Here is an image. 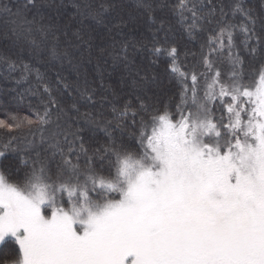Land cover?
I'll return each mask as SVG.
<instances>
[{
  "label": "snow or ice",
  "instance_id": "6c2138e0",
  "mask_svg": "<svg viewBox=\"0 0 264 264\" xmlns=\"http://www.w3.org/2000/svg\"><path fill=\"white\" fill-rule=\"evenodd\" d=\"M74 6L104 27L120 11L116 0ZM53 7L59 13L56 0H0V35L48 67L58 62L56 90L71 98L64 107L39 69L0 56L22 80L34 72L48 95L35 119H0L9 133L28 129L0 143V264H264V0H176L177 23L190 39L204 37L184 54L195 63L181 61L163 20V42L154 34L150 48L138 46L168 58L177 99L148 103V78L137 73L135 99L112 104L110 116L92 110L70 24L41 12ZM136 7L154 25L169 5ZM71 35L86 43L80 29ZM130 47L108 54L127 65Z\"/></svg>",
  "mask_w": 264,
  "mask_h": 264
},
{
  "label": "trees",
  "instance_id": "16d2710c",
  "mask_svg": "<svg viewBox=\"0 0 264 264\" xmlns=\"http://www.w3.org/2000/svg\"><path fill=\"white\" fill-rule=\"evenodd\" d=\"M7 2V0H5ZM83 0H56L57 5H61L59 13L55 7L42 8L41 12L46 17H54L60 19L62 24H70L68 28L69 39L74 43L79 44V52L82 58V67L80 69L79 84L83 86V81H88V86L95 90V107L93 111L99 110L110 116L111 105H120L126 100L135 97L131 95L133 91V80L139 79L137 73L141 77L146 76L149 81V91L146 101L150 104H165L177 99L178 85L176 81L171 79L167 71L169 63L168 58H154L151 52L147 49H140L139 43H144L151 47L152 37L155 34L161 42L165 39L164 32H156L160 21H164L165 29H171L167 33V40L170 44H175L181 55L180 59L191 67L195 63V59L189 54L198 52L200 43L204 37H197L192 40L187 33L177 23V18L172 12V7L176 0H162L169 5V8L157 10L154 14L157 23L151 24L142 11L136 7V0H116L120 5L119 14L112 12L108 15L107 27L96 25L91 19H84L76 15V3H82ZM16 3V0H13ZM260 0H247V6L257 7ZM35 10H33L34 12ZM31 15V13H30ZM83 20V24L80 21ZM123 22L124 27L116 29L113 27L116 24ZM239 22V21H236ZM109 28L112 29L109 32ZM77 29L81 30V35L86 43L75 41L72 33ZM64 37H61L63 41ZM136 42L137 48H129V61L125 63L114 62L112 56L108 53L118 51L124 43ZM91 44V48H89ZM115 45V48H113ZM63 48V45H62ZM61 48V50H62ZM103 50V51H102ZM0 56H8L17 64L27 63L33 69H39L44 76V83H47L52 90V95L58 100H61L64 107H68L71 103V98L67 94L57 92V77L56 72L59 69V63L56 67H48L45 58H34L27 49L21 50L13 48L10 41L0 35ZM156 62L153 63V60ZM61 75L66 78L65 82L76 86L77 73L65 67L61 71ZM71 91V89H70ZM115 93V95H113ZM155 93V96H153ZM73 93V97H75ZM101 97H106L101 101ZM48 100V95L43 91V84L35 79V73L28 80L21 79V73L8 72L7 69L0 65V119L10 121L11 117H16L18 120L25 117L35 119L37 111L42 112L44 103ZM103 104V107H101ZM81 111H85L81 107ZM28 129L25 128L20 132L13 130L11 133L7 129L0 128V143L9 139L10 135L27 134ZM39 133H37V138ZM31 138V136H29Z\"/></svg>",
  "mask_w": 264,
  "mask_h": 264
}]
</instances>
